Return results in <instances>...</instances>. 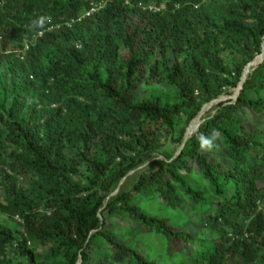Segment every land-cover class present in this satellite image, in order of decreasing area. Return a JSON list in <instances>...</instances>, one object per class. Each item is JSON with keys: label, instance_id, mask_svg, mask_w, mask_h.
Masks as SVG:
<instances>
[{"label": "trees", "instance_id": "obj_1", "mask_svg": "<svg viewBox=\"0 0 264 264\" xmlns=\"http://www.w3.org/2000/svg\"><path fill=\"white\" fill-rule=\"evenodd\" d=\"M263 49L264 0H0V264H264Z\"/></svg>", "mask_w": 264, "mask_h": 264}, {"label": "rangeland", "instance_id": "obj_2", "mask_svg": "<svg viewBox=\"0 0 264 264\" xmlns=\"http://www.w3.org/2000/svg\"><path fill=\"white\" fill-rule=\"evenodd\" d=\"M264 50V49H263ZM257 67V66H256ZM256 67H252L253 69L254 68H256ZM252 69V70H253ZM252 72V71H251ZM238 89L237 90H232V92H231V94L230 95H224V96H222L219 100H217V101H214V102H212L211 104H209V105H207L205 108H204V110L201 112V114L199 115V117L197 118V119H195L193 122H196L195 123V127H197L196 129H195V131L198 129V127L205 121V119H207L208 117H211V116H213L214 114H215V112H216V109H217V106H218V104H220L221 102H227V101H234L235 100V98L237 97V94H238ZM193 122L191 123V125L193 124ZM190 125V126H191ZM190 126H189V128H190ZM189 128H188V131H187V134L189 135V136H191L193 133H195V131L191 134H189ZM161 158H164V157H161ZM151 161H153V160H151ZM151 161H149V163L151 162ZM191 220H193V219H191ZM197 221H194V222H198V220L199 219H196ZM18 222H20V220L18 221ZM186 227H189V223L188 224H186ZM191 227V229H190V231H191V233L193 234V235H197V231L200 229V225H192V226H190ZM31 242V241H30ZM32 244V242L29 244V245H31Z\"/></svg>", "mask_w": 264, "mask_h": 264}, {"label": "water", "instance_id": "obj_3", "mask_svg": "<svg viewBox=\"0 0 264 264\" xmlns=\"http://www.w3.org/2000/svg\"><path fill=\"white\" fill-rule=\"evenodd\" d=\"M262 57H263V60H262V62H263V61H264V50H263ZM262 62H261V63H262ZM261 63H260V64H261ZM252 64H253V63H251V64L249 65V67L252 66ZM254 69H255V68H254ZM245 73H246V71H245ZM246 79H247V77L244 76L243 82L240 84V87H239V89H238L239 92H238L237 97L235 98V100L238 98V96H239V94H240V91L243 89V84H244V82L246 81ZM190 128H191V126H190ZM190 128H189V130H190ZM189 138H190V136L187 134V136H186V141H187ZM186 141H185V142H186Z\"/></svg>", "mask_w": 264, "mask_h": 264}, {"label": "bare ground", "instance_id": "obj_4", "mask_svg": "<svg viewBox=\"0 0 264 264\" xmlns=\"http://www.w3.org/2000/svg\"><path fill=\"white\" fill-rule=\"evenodd\" d=\"M260 58H261V60H260V59H259V60H260V62H262L263 57L261 56ZM255 61H256V60H255ZM255 61L253 62L252 66H250L249 68L255 67V66L259 63V62L256 63ZM249 68H248V69H249ZM196 122H197V121H196ZM194 125H195V122H193V124L191 125V128H190V130H189V134H190L191 132L193 133V132L195 131ZM192 128H193V129H192ZM191 130H192V131H191ZM192 133H191V134H192Z\"/></svg>", "mask_w": 264, "mask_h": 264}, {"label": "built area", "instance_id": "obj_5", "mask_svg": "<svg viewBox=\"0 0 264 264\" xmlns=\"http://www.w3.org/2000/svg\"><path fill=\"white\" fill-rule=\"evenodd\" d=\"M163 8H164V7H162V9H163ZM149 9H150V11L155 12V13L160 12V10H162V9H160V8H158V7H155V6H151Z\"/></svg>", "mask_w": 264, "mask_h": 264}, {"label": "clouds", "instance_id": "obj_6", "mask_svg": "<svg viewBox=\"0 0 264 264\" xmlns=\"http://www.w3.org/2000/svg\"><path fill=\"white\" fill-rule=\"evenodd\" d=\"M209 143H210L209 140H207V139H203V138H202V144H203V145H208Z\"/></svg>", "mask_w": 264, "mask_h": 264}]
</instances>
